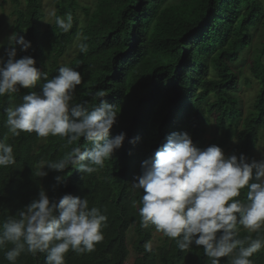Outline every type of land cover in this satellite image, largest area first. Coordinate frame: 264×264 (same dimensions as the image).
<instances>
[{
    "label": "trees",
    "instance_id": "trees-1",
    "mask_svg": "<svg viewBox=\"0 0 264 264\" xmlns=\"http://www.w3.org/2000/svg\"><path fill=\"white\" fill-rule=\"evenodd\" d=\"M11 3L15 7L11 34L31 42L26 52L16 46V58L32 56L49 79L57 74L60 58L80 31V43H87L88 51L78 49L68 64L82 76L71 103L87 101L94 106L99 103L94 94L102 91L118 113L111 133L127 135L123 146L92 174L73 167L58 173L45 166L42 171L48 174L38 177L41 165L64 158L86 142L82 138L68 144L59 137L37 138L35 133L13 137L7 132L4 108L21 103L23 94L38 92L43 80L33 89L0 97V139L13 145L16 156V164L0 167V222L37 198L42 187L50 199L65 193L84 197L90 208H99L108 218L104 239L95 251L79 255L69 251L66 264H126L130 249L135 254L132 264H210L202 247L193 244L181 252L165 237L145 252L144 244L155 229L139 227V205L133 207V201H139L142 192L131 183L141 162L173 131L189 133L201 149L215 144L227 149L228 155L243 153L253 159L256 141L264 134V0H95L91 11L80 8L77 0H54L55 19L44 29L41 0ZM79 8L86 17L81 28L76 22ZM68 13L73 26L62 33L55 20ZM258 26L261 40L248 68L258 89L244 115L232 94L240 79L233 65L250 46L252 29ZM209 122L215 136L206 144ZM133 137L140 139L130 144ZM56 175L64 176V183L58 185ZM245 198L243 189L238 199ZM246 235L240 228L237 238ZM251 235L255 238L256 233ZM251 259L253 264H264V248ZM0 264H9L4 251ZM16 264H44V254L33 258L22 253ZM221 264H230V259L221 258Z\"/></svg>",
    "mask_w": 264,
    "mask_h": 264
},
{
    "label": "clouds",
    "instance_id": "clouds-1",
    "mask_svg": "<svg viewBox=\"0 0 264 264\" xmlns=\"http://www.w3.org/2000/svg\"><path fill=\"white\" fill-rule=\"evenodd\" d=\"M55 23L67 33L73 17L68 13L56 17ZM8 41L0 56V97L44 82L38 92L23 94L21 103L4 108L7 132L13 137L21 133L59 137L68 144L83 138L87 145L73 147L64 158L41 165L38 177L48 174L42 171L45 166L58 173L69 167L87 174L102 169L127 135L124 131L111 133L118 122L115 105L104 99L102 91L94 94L99 99L94 106L89 107L87 101L72 104L82 82L80 72L60 65L49 79L32 56L16 58V46L26 52L30 41L16 32ZM77 47L80 53L88 51L83 41ZM139 139L133 137L128 142L135 144ZM14 164L13 145L0 139V167ZM54 179L58 185L65 181L61 175ZM131 184L142 192L139 201H133V207L139 205V227L154 228L175 241L181 252L194 244L203 248L210 264H221V258L226 257L230 264H253L251 257L264 248V159L249 161L243 153L239 157L226 155L215 144L201 149L189 133L173 131L141 162ZM243 189L246 198L242 201L238 197ZM107 219L99 208H90L84 197L65 193L58 200L50 199L41 187L37 198L0 222V251L9 264H16L22 253L33 258L44 254V264H66L69 251L78 255L95 251L104 239L102 229ZM240 228L248 235L238 239ZM252 233H256L255 238ZM144 250L152 251L151 242L144 244Z\"/></svg>",
    "mask_w": 264,
    "mask_h": 264
},
{
    "label": "rangeland",
    "instance_id": "rangeland-1",
    "mask_svg": "<svg viewBox=\"0 0 264 264\" xmlns=\"http://www.w3.org/2000/svg\"><path fill=\"white\" fill-rule=\"evenodd\" d=\"M21 1V0H20ZM175 1V0H171ZM80 8L88 7L91 11L94 8L95 0H77ZM42 4V11H43V18L41 20V28H46L49 24L53 22L55 19V5L54 0H41ZM22 7V3H21ZM76 11L77 15V25L81 28L86 21V17L82 13L81 9ZM15 10L14 5L11 3V0H0V44H3L4 47H0V56L4 55V48L8 46V37L11 35L10 27L12 20L14 18L13 12ZM261 28L262 26H258L255 29H252V41L250 46L244 49L241 52L239 59L233 65L234 69L240 74L239 79V86L235 92L232 94L234 95L235 99L239 101V108L241 109L242 113L245 115L250 110L251 103L255 97L256 91L258 89L257 82L252 78L249 73V60L253 57L255 49L259 46V42L261 40ZM80 32H77L69 45L66 47L64 54L60 58V65L61 66H68L70 60L75 56L78 50V44L80 43ZM264 60V59H263ZM215 131L213 124L211 122L207 125V132L205 135L206 144L214 138ZM226 155H228L227 149H222ZM253 159L259 161L264 159V134L260 135L256 141V146L253 152ZM131 239V234L128 235ZM163 236L156 231H154L151 244L152 248L157 246ZM130 243L128 244V247ZM130 249V247H129ZM135 258V254L131 252L128 255L126 264H132L133 259Z\"/></svg>",
    "mask_w": 264,
    "mask_h": 264
}]
</instances>
